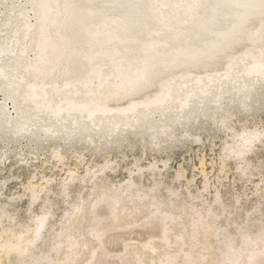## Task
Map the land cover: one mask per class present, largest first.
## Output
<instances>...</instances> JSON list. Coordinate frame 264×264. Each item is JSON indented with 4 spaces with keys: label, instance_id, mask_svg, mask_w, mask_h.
Wrapping results in <instances>:
<instances>
[{
    "label": "bare ground",
    "instance_id": "obj_1",
    "mask_svg": "<svg viewBox=\"0 0 264 264\" xmlns=\"http://www.w3.org/2000/svg\"><path fill=\"white\" fill-rule=\"evenodd\" d=\"M0 97V164L24 157L14 149L24 141L32 157L47 149L43 168H64L70 152L81 164L86 150L105 156L86 176L72 169L58 182L67 206L56 222L57 180L37 183L32 172L24 195L27 207L43 201L41 212L29 207L36 216L16 224V197L0 205V264H264L257 205L243 215L218 197H182L156 164L120 184L106 175L117 169L114 148L160 151L180 130L198 143L194 129L210 125L230 139L225 163L248 176L256 165L246 156L264 148V132L231 121L264 109V0H0ZM143 172L159 177L147 189Z\"/></svg>",
    "mask_w": 264,
    "mask_h": 264
},
{
    "label": "rangeland",
    "instance_id": "obj_2",
    "mask_svg": "<svg viewBox=\"0 0 264 264\" xmlns=\"http://www.w3.org/2000/svg\"><path fill=\"white\" fill-rule=\"evenodd\" d=\"M0 98H3V97H0ZM263 108H264V106H263ZM251 111L252 110H250V112ZM254 112H256V114L249 115L248 113H246L248 115V117L245 114V112L244 113L241 112V114H242V115L240 114L241 116L238 113V115H236V118H237V116H240L239 119L235 118L236 119L235 120L234 119L235 116H234L232 119L235 121L233 123V120H232L231 123L234 124L233 125L234 127L239 126L241 128L240 122H242V123H244L242 125H244V126L248 125V126H246V128H249V126H250V128H252L254 126L253 129L256 128L257 130H259L258 128L260 127L262 130V131L261 130L260 131L264 132V119H263L264 118V109L263 110L261 109L258 111L254 110ZM242 116L246 117L247 122L243 121V120H245V118H242ZM240 118L243 120H241ZM237 120H239V122H236ZM206 126H207V124H206ZM209 126H207L208 131H203L201 129H199V130L194 129V131H193L194 134H196L199 137L201 136L200 138H202V139H200L201 141L198 143H194L196 141H193V139L191 138V140L193 141L192 142L190 140V138L188 139L186 136H185V139H183L184 136L181 137V133H179L180 136L178 135V132H181V130H180V131H177L178 139H177V142L175 141V143H173L175 145H172L173 147L171 146L170 148H168V147H166L167 146L166 143H161L162 145H160L159 147L162 146V148L158 147L159 148L158 150H160V151H157V146L155 149V146L153 147L150 144H147L146 148L144 146L141 147L140 145H138V147H134L132 149L131 148L130 149L114 148L113 150H111V155L109 156V160H112L114 162V165L115 164L117 165V169L114 171H111V172H110V170H108V172L106 171L107 172L106 175L109 176L108 178H110L109 181H112V182L114 181L115 184H118V183L120 184L122 181L124 182V180L126 181V180H129V178H132V177L134 178L136 173H138L137 171H139V170H137L138 169L137 167H139V166L143 167L144 166V168L146 169V166H148L149 164L150 165L156 164V167L160 168L159 171L163 172V173H159V171L157 172L161 176L160 177V178H162L161 180H164V183H166L167 185L169 184L168 186H172L175 190L179 191L180 194H183V195H181L182 197H185L189 194H192L196 197L202 196L203 199L201 198V200H204V201L206 200L205 201L206 205L210 204L208 202H211V201L213 202L215 200V198L218 197V198L222 199L225 202V204H229L230 210H233L238 206V209H240V212L243 215H245L244 213L248 212V210H250L249 212L251 214L252 210L255 209L253 207H255L257 205L256 208L259 207L258 209L261 211L258 213L264 214V199H263L264 198V151H263V149L264 148H263L262 144H260L261 146H259V143L256 144L255 150H253V153L252 154L250 153V155L246 156L248 158H251V162H255L256 167L257 166H259V167L256 168L254 166V163H252V166H254L255 168L249 169L250 172L247 170L248 171V172L246 171L247 174L243 173V175H245V176L248 175V176H246L242 179L241 175H239L242 172H238L239 165L236 162L234 164L233 163L234 160H231V159H226L227 161L225 163V161H224L225 158L223 157L224 155H222L225 152L221 149L222 148L221 146L225 140H228V139H226V136L228 134H226V132H225V134H223L224 132H222L221 130H216L217 128H215L212 131L213 128L209 129ZM255 126H258V128ZM210 127H212V126H210ZM216 131H217V133H216ZM218 131H219V133L220 132L221 133L219 134ZM206 132H208V133H206ZM216 135L218 137H215ZM180 137L183 139V142L186 141L187 139L188 140L185 143H182V140H180L181 142L180 141L178 142V140L181 139ZM227 138H229V137H227ZM22 141H24V140H22ZM229 141H230V139L228 141H225V142H229ZM187 142H188V144H186ZM225 142H224V144H225ZM263 142H264V137H263ZM25 144L27 145L26 141H24L23 145L21 144V146L20 145H18V147L14 146V149L18 148V149H16L17 151L15 152V155L17 152H21V151L24 154L26 153L24 155L21 152V154H23V156L26 157V158L21 157L22 158V159L20 158L21 161L23 159L24 160L25 159L30 160L32 157V155H29L31 153H29L27 146H24ZM0 145H1V143H0ZM257 145H258V147H257ZM3 146L4 145H2V147ZM150 146L152 149L150 148ZM20 147H22V148H20ZM163 147H166V148H163ZM256 147H257V149H256ZM9 148L13 149V146L12 147L10 146ZM19 148L21 150H19ZM12 149H11V152H12ZM14 149H13V151H14ZM26 149H27V152H25ZM41 149L42 148L39 149L41 152L37 151V150L35 151L36 156L35 157L33 156V157L36 160L33 157H32L33 161H32V159L30 160L31 162L25 160L28 162V165L26 164V162L24 163V161H22L21 163L19 162V164L21 166H22V164H23V166L26 164L27 167H25L26 166L25 165L24 167L18 168L20 166H18V164H15V163L16 162L18 163V161H20V160L17 159L16 156H15L16 158L14 156H12L14 153L12 155L9 154L7 156V159H5L6 162L4 161L5 165H4V163L0 164L1 165L0 169L2 168L1 172L6 169L2 173L1 177L4 176L5 178L9 179L8 184L6 183V186H5L6 188H4L3 192L1 191L2 194H0L1 195L0 196V205L2 206L4 201H5V203L8 202V200H10L11 197L13 199L15 197L17 198V200L15 198L16 202L14 201L15 205H13L14 203H12L13 202V200H12L11 201L12 207L8 206L9 211H10L9 207H11L12 209L14 208L13 211L12 210L10 211L11 213L13 212L12 214L14 216V219L16 220L13 223L16 222V224H18L19 222H24V224H25V221H27L29 219L28 215L31 218V216L34 214L32 212H35V214H39L38 211L41 212V206L39 208V205L42 204L43 201H40L42 199L39 200L40 202L38 201L39 203H37V204L35 203L36 204L35 206L32 205L34 207V208H32L33 211L29 213L30 208L32 206L27 207V205H29V202L27 203L28 196L24 195V194H26L25 193L26 190L23 189V187H25L24 184H27V183L30 184L33 182H34L33 184H35V181L38 178H39L38 179L39 181L37 180L36 182L39 183L41 180L40 177L48 175L49 177H47V178H51V177L53 179H54V177L56 178L57 181L54 182L55 184L54 183L52 184L53 187H56L57 185H59L58 182L61 183L62 181H65L67 179V176L69 175V174H67V172L69 173L70 171H72V169L73 170L75 169V171H77L76 174L77 175L80 174L82 177V176H86L85 171L88 170V168L93 169L98 165L102 166L104 163V157H105V156H103L104 153H102V155H98L97 157H95V156L92 157L91 156L92 153L89 155L90 151L88 152V150H86V152L84 151V153H83L86 156L84 158L85 162L83 161V164L78 162L75 158H72V156L70 154L71 152H70L69 153L70 156L67 155V158L68 157L70 158V159L68 158L69 161L65 160L66 163H68L69 165L65 164L64 168L61 167V169H59L58 167H56L57 169L55 168V170H54V168H53L54 165H52V162H51L52 160L49 161V162H51V164L48 163V166L46 164L47 168H43L45 166H42V164L40 162H43L46 159L48 160L49 159L48 156L50 154L47 151V154H49V155H47V158H46L45 157L46 154H43L44 155L43 156L42 153H46L45 151L47 149L45 151L41 150ZM0 150H1V147H0ZM79 150L82 151L81 149H79ZM222 151H223V153H222ZM27 153H29V154H27ZM37 156L39 159L36 158ZM27 157H29L30 159ZM8 158H11V159L9 160ZM248 158H246V159H248ZM248 160H250V159H248ZM12 161L15 163H13ZM94 162L97 165H94L95 164ZM136 162H138V163H136ZM31 163H34L33 165L35 167L31 166ZM135 163L138 166H135L136 165ZM223 164L225 166L226 165L227 166L225 167ZM236 164L238 165V167ZM14 165H16V166H14ZM38 166L41 169V173L44 175H42V174L40 175V173H39L40 169L39 168L36 169V167H38ZM197 166H199V167H197ZM223 166H224V169H222ZM6 167L9 169L7 170ZM11 167H13V170L11 169ZM33 167L35 168V170H33L34 169ZM14 168H16V169H14ZM26 168H27V170H25ZM51 168H53V169H51ZM144 168H142V169L144 170ZM62 169H64V170H62ZM95 169H97V167ZM161 169L163 171H161ZM29 170H32V171H30L31 174L29 173ZM43 170H45V171H43ZM132 170L134 171V173H132L133 172ZM6 171H7V174H6ZM9 171L13 172V173H10ZM33 171L35 172L33 176L35 178H37V177L38 178L37 179L34 178V180L32 181V179H33L32 172ZM75 171H73V172H75ZM135 171H136V173H135ZM144 171H146L147 174H149L148 170H144ZM1 172H0V174H1ZM17 172L19 175L16 174V176H14L15 175L14 173H17ZM37 172L39 173L40 176L38 175ZM146 172H143V173H145V174H143V176L145 175V177L144 178L142 177V180H141V182H143L142 185H144L143 188H145V186H147V185H148L147 187H149L153 183V182L151 183V181L156 178L155 177V178L151 179V177L148 176L146 174ZM179 173H181L182 176L179 177L178 176ZM11 174H13V175H11ZM54 174H55V176H53ZM163 174H165V175H163ZM197 174H199V175H197ZM11 176L16 177V178L13 179ZM18 176H21V178ZM30 176H31V178H30ZM4 177H2L0 182L3 180ZM149 177H150V179H149ZM10 178L12 180H10ZM17 178H19V179H17ZM64 178H65V180H64ZM158 178H156V179H158ZM176 178H178V179L176 180ZM30 181H32V182H30ZM54 181H55V179H54ZM77 183L75 182L76 185L72 184L70 190L74 189V191H75L76 186H78ZM73 186H75V188ZM57 187L54 190L55 192L53 194H51V197H52L51 199L53 200V202L58 200L53 204L55 205L57 203L56 204V205H58L57 207L61 206V204H62L61 208L64 206L62 208L64 210V208H66L67 204L63 205V203L60 202L59 198L57 199V197H58L57 196V193H58ZM145 189H147V188H145ZM23 190H24V193H23ZM87 190H88L87 188H86V190H84V193L86 192V194H84V195L88 194ZM19 192L23 193V194H21L22 196L20 195L22 198L19 196V194H20ZM192 195H189V196H192ZM17 196H19V199ZM261 197H263V198H261ZM236 198H238L237 202H236V200H237ZM58 202H60V203H58ZM233 204H235V205L237 204V206L235 208H233ZM56 205H55L54 209L55 208L58 209L56 207ZM231 207H232V209H231ZM27 208H28V211H27ZM61 208L59 210H56L55 214H57V215H55L56 216V217H54L55 219L53 218L55 221H52V222H56V221L61 219V214H63V210ZM238 209L236 208L235 211ZM240 212L238 211V213H240ZM35 214H34V216H36ZM263 219H264V215H263ZM28 222H30V221H28ZM5 224H7V223L5 222L4 225ZM26 224H28V223L26 222ZM21 225H19V227ZM58 226L59 225H57V227ZM54 228H55V230L57 229L56 226Z\"/></svg>",
    "mask_w": 264,
    "mask_h": 264
}]
</instances>
